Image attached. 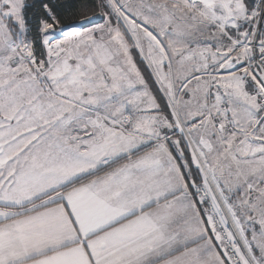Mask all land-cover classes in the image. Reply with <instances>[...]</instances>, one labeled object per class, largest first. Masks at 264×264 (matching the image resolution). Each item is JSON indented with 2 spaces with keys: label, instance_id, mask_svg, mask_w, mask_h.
Masks as SVG:
<instances>
[{
  "label": "snow or ice",
  "instance_id": "6c2138e0",
  "mask_svg": "<svg viewBox=\"0 0 264 264\" xmlns=\"http://www.w3.org/2000/svg\"><path fill=\"white\" fill-rule=\"evenodd\" d=\"M0 264H264V0H0Z\"/></svg>",
  "mask_w": 264,
  "mask_h": 264
}]
</instances>
